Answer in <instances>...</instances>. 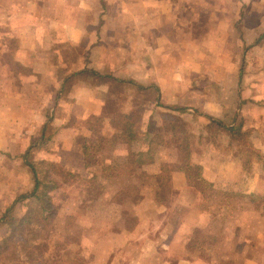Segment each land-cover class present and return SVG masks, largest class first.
Here are the masks:
<instances>
[{"label": "rangeland", "instance_id": "rangeland-1", "mask_svg": "<svg viewBox=\"0 0 264 264\" xmlns=\"http://www.w3.org/2000/svg\"><path fill=\"white\" fill-rule=\"evenodd\" d=\"M242 51L221 48L237 59ZM257 65L242 61L218 64L217 70L193 63L182 70L191 77L201 73L198 67L234 71L241 89ZM222 82L188 80L195 88L229 87L233 81ZM219 99L232 107L228 96ZM119 100L109 103L105 116L84 122L89 138L79 134L74 140L85 170L71 171V154L61 145L60 157L69 165L49 158L47 153H59L42 143L26 159L9 160L12 176L2 177L7 186L0 192V217L3 204L32 190L33 170L40 198L10 205L9 223H0V264H264V157L255 147L258 136L251 137L256 129L241 115L242 103L234 102L231 128L228 118H212L194 105L118 112ZM194 155L220 178H203ZM172 172L179 175L174 183Z\"/></svg>", "mask_w": 264, "mask_h": 264}, {"label": "crops", "instance_id": "crops-1", "mask_svg": "<svg viewBox=\"0 0 264 264\" xmlns=\"http://www.w3.org/2000/svg\"><path fill=\"white\" fill-rule=\"evenodd\" d=\"M224 47H241L242 59L222 53ZM242 61L259 65L245 74L241 89L234 71L198 67L196 79L233 82L195 88L188 84L195 76L182 70ZM222 96L232 107L219 104ZM120 97L118 112L194 105L212 118H228L231 127L237 99L264 157V0H0V155L8 160L0 163V192L7 186L2 177L12 176L9 160L38 152L42 139L59 153L49 158L69 165L61 145L71 154V171L85 170L74 140L89 138L84 122L105 116ZM193 161L203 166L206 180L220 178L213 166L195 155ZM177 175L171 173L173 183Z\"/></svg>", "mask_w": 264, "mask_h": 264}, {"label": "trees", "instance_id": "trees-1", "mask_svg": "<svg viewBox=\"0 0 264 264\" xmlns=\"http://www.w3.org/2000/svg\"><path fill=\"white\" fill-rule=\"evenodd\" d=\"M232 128V127H231ZM235 131H238V129H229L230 133H234ZM42 145L45 146V139H42ZM39 147V146H38ZM33 166H31L32 168ZM34 169V168H33ZM34 173V185L31 191H29L27 194H22L21 196H19L18 198L14 199L12 201V207L13 204L18 203L20 201H22L23 199H28V198H35V199H39L40 198V193L38 191L39 185L41 184V181L37 178L35 171L33 170ZM42 194H45L44 192H42ZM45 196V195H44ZM12 207L8 208L4 214L0 217V222L2 223H9L10 220V216H8V213L11 212Z\"/></svg>", "mask_w": 264, "mask_h": 264}]
</instances>
